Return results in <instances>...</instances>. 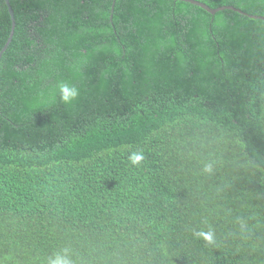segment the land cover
I'll return each mask as SVG.
<instances>
[{
	"label": "trees",
	"instance_id": "1",
	"mask_svg": "<svg viewBox=\"0 0 264 264\" xmlns=\"http://www.w3.org/2000/svg\"><path fill=\"white\" fill-rule=\"evenodd\" d=\"M8 1L0 264L65 246L76 264H264V19L180 0ZM198 1L264 17V0ZM10 26L0 0V50ZM62 81L79 89L69 105Z\"/></svg>",
	"mask_w": 264,
	"mask_h": 264
},
{
	"label": "clouds",
	"instance_id": "2",
	"mask_svg": "<svg viewBox=\"0 0 264 264\" xmlns=\"http://www.w3.org/2000/svg\"><path fill=\"white\" fill-rule=\"evenodd\" d=\"M57 89L60 101L65 105L71 104L79 96L78 87L68 82H59L57 84ZM130 160L132 164L137 165L143 160V155L141 153H133L130 156ZM204 170L211 171V166L206 165ZM194 235L202 237L209 243L213 241V233L211 230L208 232H195ZM46 264H76V261L73 258L72 249L65 246L56 250L51 256H49Z\"/></svg>",
	"mask_w": 264,
	"mask_h": 264
},
{
	"label": "water",
	"instance_id": "3",
	"mask_svg": "<svg viewBox=\"0 0 264 264\" xmlns=\"http://www.w3.org/2000/svg\"><path fill=\"white\" fill-rule=\"evenodd\" d=\"M180 1H185V2H189L191 4H194V5H197L201 8H203L204 10H206L207 12L211 13V14H215L217 11H220V10H223V9H230V10H233V11H236L238 13H241V14H244L248 17H251V18H260V19H264L263 16H257V15H254V14H249L237 7H234L232 5H222V6H219V7H216V8H211L209 7L207 4H205L204 2H201V1H198V0H180ZM5 4H6V7H7V11H8V14H9V17H10V21H11V26H10V32L8 34V37L4 43V45L2 46L1 50H0V58L3 54V52L6 50L9 42L11 41V38H12V35H13V31H14V27H15V20H14V13H13V10L11 8V5L9 3L8 0H4Z\"/></svg>",
	"mask_w": 264,
	"mask_h": 264
}]
</instances>
